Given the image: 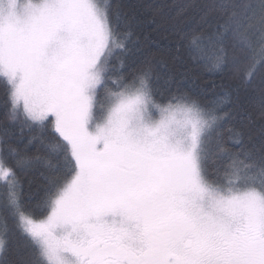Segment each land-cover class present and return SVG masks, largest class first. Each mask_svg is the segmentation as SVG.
Wrapping results in <instances>:
<instances>
[{"label":"snow or ice","instance_id":"obj_1","mask_svg":"<svg viewBox=\"0 0 264 264\" xmlns=\"http://www.w3.org/2000/svg\"><path fill=\"white\" fill-rule=\"evenodd\" d=\"M194 7L189 50L258 82L264 109V0ZM129 37L106 0H0V252L11 217L25 264H264V145L223 139L227 92L162 91L150 61L127 65ZM11 125L36 130V153L9 144ZM37 164L39 216L21 182Z\"/></svg>","mask_w":264,"mask_h":264},{"label":"trees","instance_id":"obj_2","mask_svg":"<svg viewBox=\"0 0 264 264\" xmlns=\"http://www.w3.org/2000/svg\"><path fill=\"white\" fill-rule=\"evenodd\" d=\"M113 11L119 13L121 28L130 33L128 52L123 57L129 66H139L150 61L163 91L179 87L197 94L205 101H212L228 93L225 111L229 114L219 129L225 141L231 137L229 129L242 133V147L257 152L264 145V109L260 107L258 82L251 86L241 82L238 75L227 71L213 70L189 50L187 37L201 28L203 11L196 5L209 0H106ZM170 81V83H169ZM7 96L0 83V129L6 114ZM38 135L27 127L21 132L18 125L9 128L8 142L14 147L27 150L30 154L40 148L39 141L28 144ZM232 147L231 144L228 145ZM51 171L37 164L21 174L23 200L26 210L39 216L36 208L48 184ZM0 209V214H2ZM9 237L7 250L0 256V264H25L31 259L28 241L8 219Z\"/></svg>","mask_w":264,"mask_h":264},{"label":"rangeland","instance_id":"obj_3","mask_svg":"<svg viewBox=\"0 0 264 264\" xmlns=\"http://www.w3.org/2000/svg\"><path fill=\"white\" fill-rule=\"evenodd\" d=\"M2 252H0V256H1Z\"/></svg>","mask_w":264,"mask_h":264}]
</instances>
